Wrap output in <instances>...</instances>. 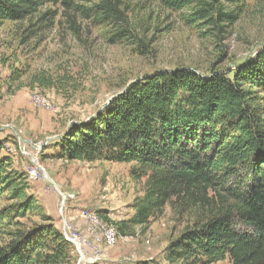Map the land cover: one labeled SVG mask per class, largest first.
<instances>
[{
	"label": "rangeland",
	"instance_id": "374dc122",
	"mask_svg": "<svg viewBox=\"0 0 264 264\" xmlns=\"http://www.w3.org/2000/svg\"><path fill=\"white\" fill-rule=\"evenodd\" d=\"M100 1L47 2L32 17L0 27V151L24 174L26 194L35 200L25 217L1 220L0 245L20 228L53 225L70 242L72 264H183L169 262L168 249L193 226L195 212L178 215L167 205L134 237L120 236L115 223L135 215L147 179L133 177L134 163L60 158V144L73 126L154 74L189 69L233 80L264 54V0L224 3L237 19L223 23L214 12L218 25L189 21L195 6L173 10L157 0H111L124 34L114 20L101 22L90 13ZM259 96L264 105V92ZM18 203L5 193L0 212Z\"/></svg>",
	"mask_w": 264,
	"mask_h": 264
},
{
	"label": "trees",
	"instance_id": "16d2710c",
	"mask_svg": "<svg viewBox=\"0 0 264 264\" xmlns=\"http://www.w3.org/2000/svg\"><path fill=\"white\" fill-rule=\"evenodd\" d=\"M58 1L0 0V27ZM157 1L173 10L195 6L189 21L218 25L214 12L223 23L237 19L222 9L224 3L239 6L247 0ZM90 13L101 22L114 20L118 34L127 33L111 0H101ZM35 83L54 86L44 78ZM263 92L264 54L233 80L189 69L157 73L131 84L87 123L73 126L60 144V158L134 163L133 177L147 179L144 196L135 199V215L115 223L122 237H134L137 227L149 226L167 205L178 215L195 212L193 226L171 243L169 262L215 264L229 258L232 264H264ZM27 187L24 174L0 151V198L9 192L20 200L0 212V222L33 211ZM0 264H72L70 242L53 225L20 228L0 245Z\"/></svg>",
	"mask_w": 264,
	"mask_h": 264
},
{
	"label": "built area",
	"instance_id": "2783aa9c",
	"mask_svg": "<svg viewBox=\"0 0 264 264\" xmlns=\"http://www.w3.org/2000/svg\"><path fill=\"white\" fill-rule=\"evenodd\" d=\"M32 158H33L32 160L33 165L30 168V171L34 173V178L36 179L39 176L40 170L38 168V165L36 164V156L33 155Z\"/></svg>",
	"mask_w": 264,
	"mask_h": 264
},
{
	"label": "crops",
	"instance_id": "0c3cea01",
	"mask_svg": "<svg viewBox=\"0 0 264 264\" xmlns=\"http://www.w3.org/2000/svg\"><path fill=\"white\" fill-rule=\"evenodd\" d=\"M1 134H2V137L5 135V134H4V132H3V133H1Z\"/></svg>",
	"mask_w": 264,
	"mask_h": 264
},
{
	"label": "bare ground",
	"instance_id": "6f19581e",
	"mask_svg": "<svg viewBox=\"0 0 264 264\" xmlns=\"http://www.w3.org/2000/svg\"><path fill=\"white\" fill-rule=\"evenodd\" d=\"M33 176H34V173L32 172ZM114 238V237H113ZM114 240V239H113Z\"/></svg>",
	"mask_w": 264,
	"mask_h": 264
}]
</instances>
